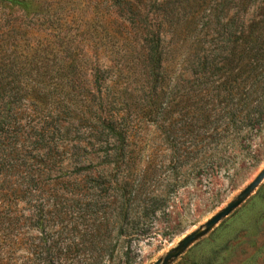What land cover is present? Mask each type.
Returning <instances> with one entry per match:
<instances>
[{
	"label": "rangeland",
	"instance_id": "rangeland-1",
	"mask_svg": "<svg viewBox=\"0 0 264 264\" xmlns=\"http://www.w3.org/2000/svg\"><path fill=\"white\" fill-rule=\"evenodd\" d=\"M154 1L144 15L161 30L159 81L126 101L123 134L92 149L91 161L46 174L26 145L0 176V264L36 261L35 246L52 238L71 246L63 263L153 264L264 167V4ZM108 6L0 4V53L43 52L55 37L73 48L89 23L106 22ZM61 50L52 42L48 54ZM168 264H264V179Z\"/></svg>",
	"mask_w": 264,
	"mask_h": 264
},
{
	"label": "trees",
	"instance_id": "trees-1",
	"mask_svg": "<svg viewBox=\"0 0 264 264\" xmlns=\"http://www.w3.org/2000/svg\"><path fill=\"white\" fill-rule=\"evenodd\" d=\"M13 2L19 0H0ZM145 3L109 0L106 22L89 23L81 30L88 39L73 48L71 41L55 37L45 39L43 52L30 48L6 59L0 53V176L19 164L26 145L48 174L55 164L62 170L91 161L92 149L121 137L123 105L139 89L150 93L163 66L161 30L144 15ZM52 42L62 48L57 56L48 54ZM35 247L40 256L28 264H73L59 257H69L68 242L58 246L52 238Z\"/></svg>",
	"mask_w": 264,
	"mask_h": 264
},
{
	"label": "water",
	"instance_id": "water-1",
	"mask_svg": "<svg viewBox=\"0 0 264 264\" xmlns=\"http://www.w3.org/2000/svg\"><path fill=\"white\" fill-rule=\"evenodd\" d=\"M264 179V167L258 172V174L237 194V196L229 201L224 207L219 209L210 218H208L204 224L187 233L183 236L175 247L168 250V252L161 258H158L153 264H168L170 260L176 258L180 253L185 250L192 242L206 234L216 223H218L223 217L227 216L234 210L240 203H242L248 195L258 186V184Z\"/></svg>",
	"mask_w": 264,
	"mask_h": 264
}]
</instances>
